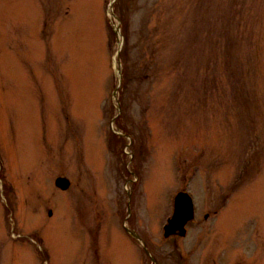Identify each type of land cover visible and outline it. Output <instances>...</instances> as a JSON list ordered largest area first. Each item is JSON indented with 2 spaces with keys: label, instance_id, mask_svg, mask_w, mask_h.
<instances>
[{
  "label": "rangeland",
  "instance_id": "374dc122",
  "mask_svg": "<svg viewBox=\"0 0 264 264\" xmlns=\"http://www.w3.org/2000/svg\"><path fill=\"white\" fill-rule=\"evenodd\" d=\"M151 257L264 264V0H0V264Z\"/></svg>",
  "mask_w": 264,
  "mask_h": 264
},
{
  "label": "water",
  "instance_id": "95a60500",
  "mask_svg": "<svg viewBox=\"0 0 264 264\" xmlns=\"http://www.w3.org/2000/svg\"><path fill=\"white\" fill-rule=\"evenodd\" d=\"M113 9V5L111 6ZM116 16L115 14H113ZM117 35H120V27L117 26ZM117 91V90H116ZM115 91V93H116ZM56 185L66 190L70 186V181L65 177H60L56 180ZM194 218V206L190 196L184 192L179 193L176 197L175 212L172 218L168 220L165 226V236L174 235L179 232V235H186V225ZM137 235V234H136ZM154 262V260H153Z\"/></svg>",
  "mask_w": 264,
  "mask_h": 264
},
{
  "label": "bare ground",
  "instance_id": "6f19581e",
  "mask_svg": "<svg viewBox=\"0 0 264 264\" xmlns=\"http://www.w3.org/2000/svg\"><path fill=\"white\" fill-rule=\"evenodd\" d=\"M118 246L121 247L123 249V247L125 248L124 243L119 239L118 240ZM124 250V249H123ZM125 251V250H124Z\"/></svg>",
  "mask_w": 264,
  "mask_h": 264
},
{
  "label": "flooded vegetation",
  "instance_id": "af4514ba",
  "mask_svg": "<svg viewBox=\"0 0 264 264\" xmlns=\"http://www.w3.org/2000/svg\"><path fill=\"white\" fill-rule=\"evenodd\" d=\"M132 214V212L130 213V215ZM52 215H53V212L52 211H50V216L52 217ZM125 229H126V225H125ZM126 231L128 232V230L126 229ZM131 231H134L133 229H131ZM131 236H133V234L132 233H129ZM133 238H134V236H133Z\"/></svg>",
  "mask_w": 264,
  "mask_h": 264
}]
</instances>
